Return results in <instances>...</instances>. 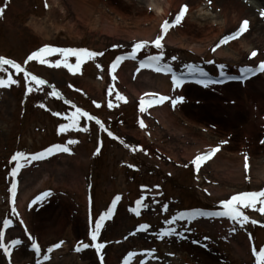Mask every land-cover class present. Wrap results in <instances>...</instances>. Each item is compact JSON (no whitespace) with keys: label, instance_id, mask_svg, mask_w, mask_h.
Masks as SVG:
<instances>
[{"label":"rangeland","instance_id":"374dc122","mask_svg":"<svg viewBox=\"0 0 264 264\" xmlns=\"http://www.w3.org/2000/svg\"><path fill=\"white\" fill-rule=\"evenodd\" d=\"M7 1H11V10L9 15L3 14L0 17V56L21 64L26 71L46 83L36 85L31 82L32 91L28 92L29 82L23 75L8 65L0 70V78L6 79L11 75L19 81L18 85L0 87V222L3 217L4 220L15 217L19 224L21 220L24 222V225L21 224L24 228L30 230L31 227L44 245V255L49 257L46 264H99L91 249L93 247L81 253L75 250L76 245L88 241L86 218L89 201L84 203L72 190V180H82L87 184L86 197L89 196L90 188L93 194L91 228L99 215L107 210L112 198L119 195L122 200L98 237L97 242L106 244L102 249L104 255L101 254L103 264H124L130 252L135 253V256L129 260V264H218V258L224 259V264H246L245 258L234 254L231 240L238 232L249 234V231L257 228L254 241L258 250L264 241V214L251 208L242 209L250 219L259 221V224L249 222L243 227L235 221L231 224L233 227H228L226 222L215 221L176 220L174 224H167L166 221L177 216L180 209L219 207L218 203L233 192L264 190V180L254 173V168L264 159V143L261 142L264 141V73L248 80L245 85L236 83L231 91L213 86L200 88L194 84L193 87L200 90L190 86L174 90L169 84L171 98L183 96L184 100L177 111H173L177 105L173 107L171 100L163 106L175 118L172 121L174 126L168 130L158 123L161 117L157 109L161 110V107L156 108V111L141 112L138 102L141 96L145 97L147 87H156L155 82L152 84L143 79L139 81L144 70L138 74L139 62L146 55L159 54L160 50H139L135 59H125L114 73L110 71L109 63L116 52L130 54L137 42L154 40L161 33L162 22L166 19L170 22L174 20L179 9L187 5L184 21L178 27L169 29L174 39L179 38L181 33L184 35L185 38H181L183 44L162 41L163 63L170 64L176 74L185 73V66L188 64L203 68L206 73L213 75L218 74L220 65L225 66L223 72L226 74H239L242 67H257L264 61V42L254 39L258 18L254 15H239L237 6L230 0H211V3L208 0H98V4L96 0H91L95 10L90 19L79 13L84 0H72L79 4V9L68 5L64 19L60 18L62 14L59 12L47 15L42 9H32L35 0ZM169 1L172 5L168 7V14L162 20V12L157 7ZM5 2L0 0V7ZM150 2L155 6H149ZM263 7L262 5L261 11H264ZM144 15L153 19V25L157 24L158 31L151 39H141L138 35L139 29L152 24L140 22ZM233 20V27L218 32L223 24L228 25ZM244 20L249 21L248 33L233 41L240 53L218 57V49H227L229 43L215 52L212 49L224 36L237 31L238 25ZM73 25L75 30L67 32ZM60 26L64 29L60 30ZM103 26H107V32H99L103 30ZM57 30H60V34ZM206 36L209 38L206 39ZM191 42H195L206 52L197 54L192 51L187 47ZM46 43L54 47L87 48L102 53L108 48H116L111 52L108 50L103 56L88 59L82 64L81 71L75 74L70 73L63 65H42L37 61L25 64L27 57ZM148 45L154 46L151 43ZM257 46L260 48L256 49ZM252 51H257V56L249 59ZM172 57L176 59L173 60ZM46 59L54 65L61 57L54 54ZM68 61L75 64L76 58L69 57ZM97 65L102 67L98 68ZM150 74L154 75L155 72L151 71ZM113 75L116 76L115 80ZM167 76L171 82V75ZM53 91L58 92L59 96H52ZM117 92L126 97V102L115 99ZM208 92L214 98H209ZM110 100L113 102L111 108L108 107ZM76 108L83 111L94 110L104 128L95 120L80 116V130L59 132V126L69 123L66 117ZM57 112L63 115H53ZM120 113L125 123L115 124L113 119ZM140 120L148 123L147 129L141 128ZM109 131L118 139L110 137ZM68 140L77 141L68 145L70 153L57 152L42 160L32 161L20 169L18 177L22 188L15 204H23L25 212L16 210L21 215L18 218L12 212L8 199L13 180L11 170L15 166L11 157L18 151L34 154L53 144H67ZM203 142H211L206 149L219 145L218 153L224 163L221 162L223 164L219 165L217 171L213 169L215 174L208 173L209 167L202 175L193 177L190 170L184 171L188 162L187 151H192L194 146ZM126 144L130 147H125ZM98 147H102V157L97 168L92 157ZM245 155L248 157L249 168L243 169V180L238 179L237 183L227 180L222 170L226 167V161L232 166L234 157L241 159ZM254 160H257V164ZM233 171L236 172L235 168ZM168 173H172L173 178ZM204 174L207 175L204 182L198 183L204 178ZM92 180L94 187L90 184ZM44 185L46 187L42 188ZM222 187L226 191L219 190ZM29 190L33 195L24 203L22 195ZM45 192H50L51 195L35 207L33 200ZM139 196L145 198L141 210L147 218L143 216L137 221L130 204L135 208ZM162 205L167 206L166 209ZM144 221L148 225L147 229L138 231L141 225L139 223ZM169 228L175 230L173 234L161 238L160 234ZM19 231L17 228L16 234L5 243L18 238ZM20 236L25 239L23 235ZM218 237L224 243H219ZM61 241L63 243L59 248L48 251L49 247ZM203 244L214 245L220 256L204 252ZM30 247L26 241L24 246L17 249L18 258H15L16 253L11 258L14 263L12 260L6 262L8 255L0 249V264H36L38 259L33 256ZM14 250L16 249H12ZM248 264H255L252 247Z\"/></svg>","mask_w":264,"mask_h":264},{"label":"snow or ice","instance_id":"6c2138e0","mask_svg":"<svg viewBox=\"0 0 264 264\" xmlns=\"http://www.w3.org/2000/svg\"><path fill=\"white\" fill-rule=\"evenodd\" d=\"M209 3H211V0H208ZM7 0L5 2L4 7H0V17L3 16L5 12V8H7ZM47 6V5H46ZM188 11V6L184 5L180 8L178 13L175 15L174 20L171 22L169 20H164L162 24L160 25L161 28V33L157 35L154 40L152 41H139L137 42L133 48L131 53L125 57V56H119L116 58V60L110 65L111 71L114 73L116 68L118 67L119 63L122 62L126 58H131L135 59L137 56V53L139 50L143 49L146 47L149 43L154 44L155 48L160 50L159 54L157 55H150L147 56L144 60L140 62L139 68L137 71L140 69H150L156 73H163L165 75L171 74V82L173 89L175 90L176 88L182 87L186 79L192 78L195 80L196 83L204 85L205 87L208 86L209 83L213 82L210 81L208 77V73L204 71L203 68H199L196 65L193 64H188L186 65L187 71L185 73H181L179 75L174 72L172 66L167 63H163L164 60V52H163V43L162 41L164 40L165 35L169 31V29L175 25H179L183 18L186 16ZM261 16L264 17V11L261 12ZM249 28V21L244 20L239 29L230 35L224 36L219 43L215 45V47L212 49L213 52H215L218 48H220L222 45L227 44L231 40H235L239 38L244 32H246ZM54 54H59L61 59H58L55 61L54 65L52 64L51 61L46 59V57L54 55ZM102 52H96L89 50L87 48H60V47H54L51 45H45L41 48H39L36 51H33L26 59L25 64H27L29 61H37L38 63L42 65H49V66H55V67H63L67 68L70 73H78L81 71V66L82 64L87 61L88 59L95 58L97 56H102ZM257 56V51H252L249 59L252 57ZM69 57H75L76 62L75 64H72L68 61ZM173 60L176 59V57H172ZM208 63H214L213 61H209ZM8 65L11 66L12 68L15 69L17 73L23 72L24 73V78L28 83V88L27 91L31 92L32 91V83L35 82L36 85H44L46 83L45 80L37 77L36 75L26 71L21 64L15 62L14 60L8 59L4 56H0V70H4V66ZM98 68L102 67L101 65H97ZM220 69L222 70L220 75L222 77H225L226 79L230 80H240L244 81L247 80L250 76L256 75L258 72L264 73V61H261L257 67H250V66H245L242 67L239 70V75L238 76H226V73L223 72L224 65L219 66ZM198 77V78H197ZM113 80L116 79V76L113 75ZM215 83H223V80L219 81H214ZM13 84H19L18 80H15L12 78L11 75H8L6 79L0 78V87H10ZM52 96L58 97L59 93L56 91H53L51 93ZM109 95H111V89H109ZM146 97H149L148 99H145V97H141L140 102H139V110L141 112L146 111V107H151L155 105H160L163 104L166 101L171 100V104L173 107L179 102H182L184 100L183 96H178L175 99L170 98L167 95H161V94H155V93H146ZM115 99L117 101H125L126 102V97L120 94L119 92L116 93ZM95 103V102H94ZM43 106V105H42ZM99 107V105H97ZM108 107L111 108L113 107V102L110 100L108 103ZM53 115L56 116H61L63 115L62 113H53ZM84 116L87 117L89 120H95L97 124L100 125V127L103 129L104 125L102 122L94 117L91 116L88 112L83 111L80 108H76L74 112H72L70 115L66 117V119L69 121V123H64L59 126V132L63 133L66 130L69 129H76L80 130L79 128V117ZM141 128L145 127L144 121L140 120L139 121ZM106 130V129H105ZM108 135L110 137L118 139V137H115L112 132H108ZM264 143V141H261ZM77 141L75 140H68L67 144H54L48 148H46L44 151L37 152L34 154H26L24 152H16L12 157L11 160L15 162V166L11 170V175L15 177L21 168L25 167L26 164L31 163L32 161H38L46 158L47 156H50L54 153L57 152H63V153H70L71 149L68 147V145L75 144ZM123 143V141H121ZM222 143H227V141H222ZM125 147H130L129 145H125ZM135 151V149H132ZM142 150V149H141ZM100 151L99 148L96 150V154H98ZM220 151V146H214L211 147L210 150L207 152L201 153L196 155L192 160L191 164L194 166L195 170L199 172L201 166L210 160L217 152ZM131 166V165H130ZM187 167V165H185ZM244 168L247 170L249 168L248 164V157L247 155L244 156ZM16 189H17V184L15 181L12 182L10 192L12 196V212L15 213L16 215H19L16 211L15 207V196H16ZM50 192H45L42 193L41 196L36 197L35 200H33V204L37 203L38 201L42 200L45 197L50 196ZM121 200V197L117 195L111 202V205L107 208L106 211H104L102 214L99 215V217L95 220L94 227L91 228L90 231V239L93 242L91 245L88 243H83L81 242L80 245L76 247V251H81L82 249H87L89 247H94L96 252L99 254L101 253V250L105 247L104 243L97 242L98 237L101 234L102 229L105 226V222L109 219L112 218L114 215V212L117 208V203L118 201ZM259 205V207H257ZM144 207L142 204V200H137L136 201V207L132 209V211L139 216L140 215V210L141 208ZM167 206H165L166 209ZM219 207L221 210L218 211H203V210H191V211H185V212H180L177 216L172 217L170 220H167V224H174L177 219H187L189 221H192L198 217H221V218H227L229 220L235 221L238 223L241 227H243L247 223H251L253 225H256L259 223L258 220L256 219H250L248 215L244 213L242 209L246 208H251L255 211H258L261 214H264V190L260 191H251V192H239L237 194L232 195L228 199L221 200L219 202ZM21 224L24 222L21 220ZM12 225V221L9 219H5L3 221V229H0V249L3 250V252L6 255H11L12 249L20 246L22 244V241L20 239H12L10 242L5 243V231L6 229L10 228ZM264 226V225H262ZM148 225L141 224L139 225L138 231H143L146 230ZM24 231L27 233V228L25 227ZM175 230L174 229H167L163 231L160 235L161 238H163L164 235H171L173 234ZM134 234V233H132ZM29 240H31V248L34 250L35 254L39 257L41 254V248L40 245L36 242L35 239L32 238L31 234H29ZM251 239V236H249ZM207 239V238H206ZM63 241H61L58 244L53 245V248H59ZM49 252L52 251V248L48 249ZM252 255L255 257V264H264V247L259 248L257 250L255 247L252 248ZM135 256V253H129L128 258L125 259L124 264H129V260ZM49 257L47 255L43 256V260H48ZM101 264H103V256H100ZM36 264H42L41 260H37Z\"/></svg>","mask_w":264,"mask_h":264},{"label":"bare ground","instance_id":"6f19581e","mask_svg":"<svg viewBox=\"0 0 264 264\" xmlns=\"http://www.w3.org/2000/svg\"><path fill=\"white\" fill-rule=\"evenodd\" d=\"M176 1L177 0H171V2H176ZM230 1L233 2V4L235 6H237V9L239 10V15H243V16H247V17H251V16L254 15V16H256L258 18L257 19V26H256V35H255L254 39L257 42H261V43L264 42V17L260 16L261 7H262V5H264V0H258V1L257 0H230ZM72 2L74 4H76L74 1H72ZM171 2L169 1L168 3H164L160 7H157L158 11L162 12V15H161L162 20H164L165 16L168 14V7L170 5H172ZM78 5L79 4L77 3L75 7H78ZM149 6H155V5L150 2ZM94 9H95V7L93 6L92 1L84 0V5L79 10H80V14L82 16L86 17V19H90L91 18V14H93ZM10 10L11 9L7 10L6 16L9 15ZM183 21H184V18H183L182 22ZM140 22L152 23V24L150 26H148V27H144L143 29H139V31H138L140 33V34H138L139 37L141 39H151V38H153L155 33L158 31L157 30V24L153 25V19L151 17H148V16L144 15V17L142 18V20H140ZM224 23H228V21H224ZM234 23L235 22L233 20L232 22H229L228 25L227 24H223L224 25L223 28L220 29L218 32H222V31L224 32V30H229L231 27H233ZM87 24H89V23H87ZM90 26H91L92 30L96 31L94 26H92V25H90ZM103 27H104L103 30H100L99 32H101V31L102 32L103 31L107 32L108 31V29H106L107 26H103ZM176 27H178V25ZM116 30H118V29H116ZM177 31H179V28H177ZM247 33H248V31L245 34H247ZM181 38H185L184 35H182V33L180 34L179 38H176V39H174V37L171 35L170 31H169L168 34L165 35V40L167 42H170V43L179 42L182 45L183 41L181 40ZM208 38L209 37L206 36V39H208ZM187 47L189 49H191L192 51H194L195 53H197V54H202V53L206 52V50H204V48L200 47L195 42L188 43ZM255 48L258 49L260 47L257 46ZM232 53H236V54L240 53L239 49L236 47V44L233 41H231L229 43V46H228L227 49H221V48L218 49L216 55L218 57H224V56L225 57H230L232 55ZM142 79L145 82L146 81L147 82L151 81L152 84H153V82L156 83L155 84L156 88L155 87H147L146 90H148V89L152 90V89L155 88V90L159 89V91L156 92V94L166 95V94L170 93L169 83H168L166 78H163V76H155V78H152L149 73L144 72L140 76L139 81H141ZM192 85L193 84H189L187 86L193 87ZM235 86H236V83L231 82V83H228V84H225V85L213 86V87L217 88V89H219V88H222V89L225 88L226 89L227 88V89H229V91H231V88H233ZM193 88L196 89V90H200L199 88H195V87H193ZM133 92L137 93L136 91H133ZM201 93H203V92H201ZM207 96H209V98H214L213 95H210V93L207 94ZM157 113L161 117L162 126L164 128H166V129L168 128V130H170L169 128L171 126H174V124H173L174 119H175L174 115L169 110H166L164 107L161 108V110L158 109ZM206 144H208V143H206ZM200 147L201 146L199 145L198 148H200ZM196 149L197 148L192 149V151L188 150L187 151V153H188L187 154V158H190L193 155V152ZM172 155H173V153H172ZM221 162L224 163V160L221 159V154L217 153L215 156L212 157L211 160H209L207 162V164L208 165H212V166H216V165L219 166V165L223 164ZM226 162H227V164L225 165L226 167H223L224 169H222V170L224 171L223 174L227 178V180H229V181H231L233 183H237L238 179H239V181L243 180L242 159L235 158L232 162L234 164H236V165L232 164V166L229 165V163H228L229 161H226ZM256 162H255V164H257ZM233 168H235L236 172L233 171ZM254 173H256L257 176H261L260 179L264 180V161H262L260 163V165H258L256 167V169L254 168ZM234 174H236V175H234ZM72 183H73L72 190H74L75 194H78L83 199L84 203H86V187H85V183H83L82 180L81 181L80 180L79 181L72 180ZM45 187H46L45 185L42 186V188H45ZM223 188L224 187H222L219 190H223ZM223 191H226V190H223ZM220 192H222V191H220ZM30 195H33V193H31L30 190L27 191L26 194H23L22 195L23 201L26 202ZM242 239H244V235H239L238 236V240L240 241ZM233 246L235 248L234 254L237 257L245 258L246 260H247V258H249V256H247L249 254V243H248L247 239H244V241L240 242V243L239 242H235L233 244ZM204 247L206 248V250L209 249L212 252L215 251L211 246L207 245V246H204ZM216 257H218V255H216ZM218 260H219L218 264H223V262H224L223 259H219L218 258Z\"/></svg>","mask_w":264,"mask_h":264}]
</instances>
